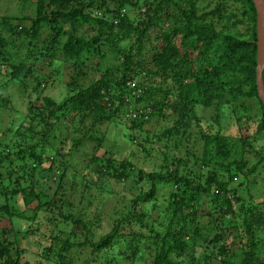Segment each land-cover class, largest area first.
Here are the masks:
<instances>
[{
  "label": "trees",
  "instance_id": "1",
  "mask_svg": "<svg viewBox=\"0 0 264 264\" xmlns=\"http://www.w3.org/2000/svg\"><path fill=\"white\" fill-rule=\"evenodd\" d=\"M199 1L22 0L31 14L0 16V68H10L6 73L0 69V94L14 85L19 91L28 88L37 94L33 101L26 94L28 119L17 127L8 126V132L0 131V220H9L8 227L0 228V264H136L145 260L150 264H264L254 239L264 224V212L253 197L244 200L238 191L246 190L244 182L253 180L248 176L264 168V154L252 145V135L210 133L199 127L200 120L192 112L196 104L209 107L223 100L226 86L233 102H258L262 119L256 132L264 130L255 73L256 7L253 0H212L203 7ZM18 27L29 32L21 36L15 54L7 47L5 35L15 36ZM107 55L113 62L101 72L97 64ZM57 56L60 59L53 60L67 65L69 75L66 94L59 101L41 95L42 76L31 66ZM94 60H98L96 66ZM87 69L95 77L86 84L82 77ZM7 73L8 82L3 79ZM20 75L30 77L32 84L19 79ZM262 79L264 87V68ZM131 97H135L133 103ZM3 101L4 97L0 107ZM130 104L135 110L149 106L150 117L131 118ZM167 109L176 113L173 119H168ZM235 114H242L239 121L248 116L247 111ZM122 119L138 129L152 119L172 121L152 139L143 138L149 141V149L141 145L150 155L156 150V140L164 142V149H157L160 165L143 171L105 151L91 154L80 171L71 166L73 173L65 178L70 165L60 158L86 140L101 146L104 137L91 132ZM192 127L198 128L201 154H192L186 146L183 159L177 152ZM67 139L71 145L65 151L62 145ZM172 140L180 141L179 145L171 146ZM251 152L260 158L249 166L247 154ZM189 162L198 169L207 168L204 181L190 178L191 173L183 168ZM54 172L56 187L50 184ZM220 172L228 179H219ZM70 176L83 179L92 189L86 194H108L110 181H131L138 189L127 208L114 212L106 221V231L99 233V204L98 211L90 213L94 199L88 201L82 192L76 204ZM235 180L238 187L229 188ZM164 184L171 186L167 205L154 217ZM49 189L59 195L51 198ZM205 196L224 216L223 226L214 233L203 231L204 224L197 217ZM210 221L213 218L206 223ZM232 226H237L241 244L239 259L234 258L236 251L229 253L222 239L221 231ZM242 237L248 239L242 241ZM28 246L34 250L28 252Z\"/></svg>",
  "mask_w": 264,
  "mask_h": 264
},
{
  "label": "rangeland",
  "instance_id": "2",
  "mask_svg": "<svg viewBox=\"0 0 264 264\" xmlns=\"http://www.w3.org/2000/svg\"><path fill=\"white\" fill-rule=\"evenodd\" d=\"M208 2H212V0H205L201 2L199 1V6L203 7L206 6ZM21 14H31V10L28 9V7H25V4H23L22 0H0V16H16ZM257 17V13H256ZM257 25V21H256ZM240 31H245L243 27L238 26ZM88 29V28H85ZM29 32V30H21L19 27L15 29V34L18 36H7L8 37V44L7 47L9 50H11L12 53L17 54L16 46L19 47V43L22 39L21 36L23 34H26ZM16 37V38H15ZM53 59H60L59 56L56 58H50L47 57L44 60H39L36 64H31L32 67H34V70L36 74L42 76L41 78V85H40V93L41 95H46L51 98H53L56 101L61 100L65 94H66V88H65V82L68 81V69L67 65H64L63 62L55 61ZM96 61L94 60L93 66H96ZM113 62V59L111 58V55L105 56L102 61H100V65L97 64L98 69L102 72L105 69V66L107 64H110ZM102 63V64H101ZM3 66V67H2ZM0 69H4L3 73H6L10 71V68L8 65H2ZM92 66V67H93ZM54 69V70H52ZM62 70V72L59 74V72ZM85 70V69H84ZM87 75L85 77H82V80L84 83H89V81L95 77L94 73L91 69L86 70ZM7 73L6 77L4 76V81H9L10 76ZM19 79H22V81H27V84L31 82L30 77H26L24 79V76H19ZM18 79V81H19ZM142 80V79H141ZM32 84V82H31ZM229 86L232 85V83H229ZM16 86V85H14ZM12 88V90L7 91L4 94H0V100L4 97L3 101V107H0V131H6L9 127L13 128L22 124L24 121L28 119L29 112V102L28 98H26V94L30 97V101H33V98H36L37 94L32 93L31 91L24 90V92L17 90L16 88ZM228 87L225 86V90ZM223 90V100L221 101H215L212 106L205 107L203 105L196 104L193 106V115L197 116L199 118V127L205 131H208L210 133H216L217 130H221L222 134L225 135H232V136H248L252 135L254 137V141L252 142V145L258 149H260V155L264 154V130L260 132L257 131V123L261 122V112L259 110V104L258 102H255L253 100H249L245 103H238L233 102V97L228 95V93ZM130 102L133 103L135 101V97H131ZM35 101V100H34ZM36 102V101H35ZM238 103V104H237ZM37 104V103H36ZM130 107H128L129 110L133 111L135 107L133 108L130 104ZM144 110L152 111V108L149 106H139ZM247 111V119L245 120H238L239 116H242V114H235V111ZM169 117L168 119H173L176 116V113L172 111L171 109H167ZM150 115L148 116V118ZM147 118V119H148ZM117 122H107L102 125H99L97 127L98 131L91 132L93 135L97 137H104V140L101 144V146H97L96 143L86 140L81 145L78 146V148L71 152L68 156H65L64 158H60V160L64 161L66 159V163H69V167L66 172L67 175H72L73 170L71 166H74L75 169L78 171L82 170L89 160V157L91 154L96 153L97 155L103 154L105 151L110 152L114 157L122 159L125 158L128 161H130L133 166L136 169H141L143 171H150L155 168H157L161 161L158 158L159 157V151L157 150L158 147L164 149V142L163 141H155L154 147L156 150H152L151 154L149 155L142 146L149 149V141H144V137L148 136L149 139L153 138L154 134H159L160 128L164 127L167 123L170 125L172 123L171 120H168L166 122L165 120H159L158 122H155L154 119L150 120L148 123L143 124L142 129L138 128H130L129 123L130 121L128 119H122V120H116ZM9 126V127H8ZM100 131V132H99ZM8 132V131H6ZM102 132V133H101ZM191 135L190 137L183 142V145L180 148V152H177L178 154L181 153L183 159L185 157L186 152V146L188 147L187 150L191 152L192 154L195 153L196 155L201 154L202 149V141L198 139V128L192 127L191 129ZM101 133V134H100ZM74 135H77L76 132ZM131 136H134L132 138ZM7 138L12 139L11 133H7ZM4 142V141H3ZM180 142V141H179ZM179 142L176 140L171 141V146L179 145ZM142 143V144H141ZM71 145V140L67 139V141L62 145L64 148L63 150L67 151L68 148ZM142 145V146H141ZM185 145V147H184ZM255 148V149H256ZM174 152V151H173ZM259 155V156H260ZM248 159V165L252 166L254 165L260 157H258L255 153L251 152L247 154ZM47 165V164H45ZM189 165V166H188ZM187 166H183V168L191 173V179H194V181H204L207 173V168H201L198 169L196 166H193L192 162H189ZM86 168V167H85ZM211 169V167H209ZM208 168V169H209ZM85 173L88 172L87 169L83 170ZM225 172H220L218 175V178L221 180H227L228 176L227 174H222ZM199 174V175H198ZM49 175L45 176V180L48 179ZM71 177V176H70ZM250 179L253 178L252 181L244 184L246 186V190H238L240 191V196L244 200H250V197H253L252 200L254 202H257L260 204V208L264 212V168H259L258 171L255 174H252L248 176ZM75 188L71 189L76 190V192H72L73 201L77 204L78 197L80 195V192H82L83 195L87 196L88 201L90 200V197L92 203L89 205L88 208H90V213H95V211H100V228L99 233L106 231V221L114 216V212L120 213L122 210H125L128 206L129 200L134 197L135 192L137 189L133 186L131 181H125V182H115L110 181L109 185V193L106 195L101 196V193H89L86 194L88 191L92 190L90 188H87L88 186L82 182L83 179H79L77 176L71 177ZM237 181L235 180L234 183L231 181L229 183V188H237ZM243 181V180H242ZM58 177L56 178L55 172L52 173V179L50 184L53 187L57 186ZM244 185V186H245ZM215 186V185H213ZM170 188L171 186L169 184H164L159 188V193L156 198V209L154 211V217L157 215V212H161L165 210L167 205V198L170 195ZM54 189V188H53ZM53 189H49L51 198H54L55 196H58V192L56 193L53 191ZM173 189H176L175 186H173ZM213 192H217V188L213 187ZM226 192L222 193L225 194ZM229 196L231 194L227 192ZM58 194V195H57ZM209 198L205 196L204 198H201V208L199 210V213L197 214V217H199V221L204 224L203 231L207 232L208 230H211L210 233H214V231H217V228H220L223 226V224L220 222L223 220L224 216H221V212L218 210L217 205H213L212 207L208 204ZM206 201V202H204ZM89 203V202H88ZM86 203V205L88 204ZM99 204V209L96 210L97 205ZM33 203L31 204V206ZM85 205V206H86ZM79 207L80 204H78ZM43 215V212H41ZM49 215H47L44 220L47 221ZM165 217V216H164ZM213 218L214 221H210V223H206V220H209ZM43 220V219H41ZM43 220V221H44ZM236 224V223H235ZM3 226L8 227L9 226V220L8 219H1L0 220V228ZM50 228L52 229L53 227ZM49 228V229H50ZM223 233L222 239L230 248L229 253L231 254V250L236 251L234 253V258H241V244L238 242L237 238V226H232L229 229H225L221 231ZM248 239V238H246ZM244 237H242V241H246ZM254 239L257 241L258 247H257V254H259L261 257L264 258V224L261 225L259 232H255ZM30 247V246H28ZM31 248V249H30ZM28 248V252L31 250H34L33 247ZM88 251H84V253H87ZM83 254H81L82 256ZM85 257V256H82ZM87 257V256H86ZM31 261L34 260L32 256H30ZM136 264H150L148 260L137 262Z\"/></svg>",
  "mask_w": 264,
  "mask_h": 264
},
{
  "label": "water",
  "instance_id": "3",
  "mask_svg": "<svg viewBox=\"0 0 264 264\" xmlns=\"http://www.w3.org/2000/svg\"><path fill=\"white\" fill-rule=\"evenodd\" d=\"M257 13V65L256 73V87L257 95L262 102L264 110V87L262 79V71L264 68V0H253Z\"/></svg>",
  "mask_w": 264,
  "mask_h": 264
},
{
  "label": "built area",
  "instance_id": "4",
  "mask_svg": "<svg viewBox=\"0 0 264 264\" xmlns=\"http://www.w3.org/2000/svg\"><path fill=\"white\" fill-rule=\"evenodd\" d=\"M96 14H100L99 11L96 12ZM134 83H131V86H133ZM149 112L148 110H144V109H137V110H133V111H130V116L131 118L133 119H137V118H140V119H147L148 116H149Z\"/></svg>",
  "mask_w": 264,
  "mask_h": 264
}]
</instances>
